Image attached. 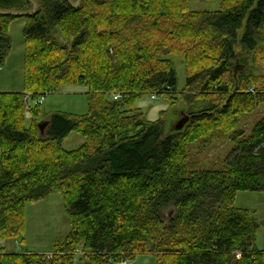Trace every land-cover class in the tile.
<instances>
[{"label":"trees","instance_id":"trees-1","mask_svg":"<svg viewBox=\"0 0 264 264\" xmlns=\"http://www.w3.org/2000/svg\"><path fill=\"white\" fill-rule=\"evenodd\" d=\"M35 1L33 14H0L1 65L11 23L26 19L24 92H0V241L19 242L26 206L57 192L71 231L51 255L0 246V264H74L81 255L85 264L139 256L155 264H264L255 210L235 206L240 191L264 194V115L247 136L230 134L220 165L200 167L192 155L200 140L235 132L236 117L264 106V82L233 86L231 77L244 20L241 43L260 49L255 59L264 64V0H221L217 11H192L191 0ZM33 9L30 0H0V10ZM171 55L186 62L183 91L201 87L211 97L186 110L193 117L181 130L166 133L165 112L152 121L138 102L164 97L177 114L182 91ZM69 85L86 88L87 113L57 112L41 134V103L27 109L26 96L37 102ZM73 132L85 142L67 150Z\"/></svg>","mask_w":264,"mask_h":264},{"label":"rangeland","instance_id":"rangeland-1","mask_svg":"<svg viewBox=\"0 0 264 264\" xmlns=\"http://www.w3.org/2000/svg\"><path fill=\"white\" fill-rule=\"evenodd\" d=\"M221 0H191L189 9L192 11H217L221 9ZM22 19L18 18L13 22L10 28V36L12 38V48L7 63L1 65L3 70L0 71V90L20 91L23 89L24 72H25V38L24 27L21 26ZM244 20L242 27L237 31L236 41L234 44L235 59L231 61V77L235 81L233 86H237L239 81L249 84L253 89L257 88L264 82V64L256 61L257 56H262L260 49L252 50L241 43V39L245 33ZM62 44L71 45V41L60 40ZM264 46V40H262ZM169 58L173 61L177 73V88L181 92L180 102L176 104L178 107L177 114H173L170 105L164 97L152 98L150 95L144 96L143 110L147 112V117H159V112L149 109L153 106H165L163 120L165 121V132L174 130L178 120L186 113L188 108L194 110L204 105L206 100L211 97L201 91L200 88L192 87L188 91H183L186 86L187 69L186 62L179 55H171ZM5 92V91H3ZM210 96V97H209ZM206 99V100H205ZM41 101V121L50 120L57 112L70 113L74 115H84L88 111L87 90L84 86L69 85L64 86L61 90L40 95L37 102ZM36 100L29 99V106L35 107ZM169 104V103H168ZM179 112V113H178ZM183 113V114H182ZM182 114V115H181ZM27 125L31 124V113L27 114ZM156 115V116H155ZM264 115V106L250 114L239 115L236 117L237 128L234 132L224 133L219 130L206 139L196 143L192 150V155L198 162L200 167H212L220 165L228 151L232 147L230 140L231 135L245 134L247 136L256 123ZM155 118V119H156ZM40 121V122H41ZM85 142V138L76 132L71 133L63 143L67 150H75ZM1 151V149H0ZM235 206L238 208L255 210V219L259 225L257 229L256 245L260 249H264V194L260 192L240 191L236 195ZM171 212L165 217V222H170ZM71 231L69 216L65 211V201L61 193H53L48 199L29 203L26 206V227L25 232L19 242L14 240L6 241L7 250H15L19 247L32 250L37 253H53L57 243H63ZM24 239V242L22 241ZM22 242V243H21ZM20 243V244H19ZM2 246V245H1ZM81 251V250H79ZM83 253V252H82ZM83 256L77 258L74 264H85L80 261ZM155 264L152 256H139L134 263ZM5 264H11L5 262Z\"/></svg>","mask_w":264,"mask_h":264},{"label":"water","instance_id":"water-1","mask_svg":"<svg viewBox=\"0 0 264 264\" xmlns=\"http://www.w3.org/2000/svg\"><path fill=\"white\" fill-rule=\"evenodd\" d=\"M34 4V9L32 11H12V10H0V14H8V15H16V16H25V15H30L33 14L37 11L38 4L35 0H30ZM74 6H79L81 0H78L76 3H73L72 0H69ZM193 116L184 114L183 117L177 122L176 124V129L181 130L185 124L192 118ZM48 120H43L39 122L38 127L40 129L41 134L45 133V129L48 125Z\"/></svg>","mask_w":264,"mask_h":264},{"label":"crops","instance_id":"crops-1","mask_svg":"<svg viewBox=\"0 0 264 264\" xmlns=\"http://www.w3.org/2000/svg\"><path fill=\"white\" fill-rule=\"evenodd\" d=\"M20 19H22V21H21V26H25V24H26V19L23 17V18H20ZM13 24V22L11 23V25ZM11 25H10V28H11ZM9 34H10V29H9ZM12 39V38H11ZM11 53V52H10ZM9 57H10V54H9V56L7 57V59H6V62H5V64L7 63V61H8V59H9ZM24 64H25V58H24ZM3 70V67H0V71H2ZM24 74H25V72H24ZM25 77V76H24ZM3 91H5V92H24V84H23V89L22 90H20V91H15V90H13V91H8L7 89H1L0 90V92H3ZM147 96V95H146ZM143 101H144V99H141L139 102H138V106L140 107V108H142L143 109ZM165 106H167V105H169L168 103H165L164 104ZM165 106H155L154 108H153V106L151 107V108H149V109H153L152 111H157V112H159V115H160V113L162 112V111H165V110H167V109H165ZM146 114H147V112H146ZM156 116V115H155ZM156 117H151V118H149L150 120H156V119H158L159 117H157L156 119H155ZM6 243V241H2L1 240V245L2 246H4V245H6L5 244ZM46 254H48V255H51L52 253H46Z\"/></svg>","mask_w":264,"mask_h":264},{"label":"built area","instance_id":"built-area-1","mask_svg":"<svg viewBox=\"0 0 264 264\" xmlns=\"http://www.w3.org/2000/svg\"><path fill=\"white\" fill-rule=\"evenodd\" d=\"M118 96H119V95H115L114 98L117 99ZM29 98H30V95L28 94V95L26 96V100L28 101ZM41 101H42V100L38 101L37 104H38V103H41ZM0 246H1V241H0ZM118 264H140V263H138V262H137V263H134V261H132V260L124 259V260H121Z\"/></svg>","mask_w":264,"mask_h":264}]
</instances>
